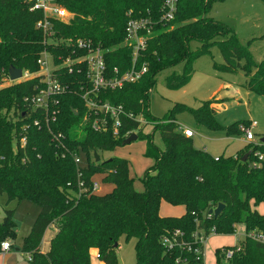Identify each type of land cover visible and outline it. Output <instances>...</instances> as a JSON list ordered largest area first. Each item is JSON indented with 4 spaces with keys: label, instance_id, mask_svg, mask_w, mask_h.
I'll use <instances>...</instances> for the list:
<instances>
[{
    "label": "trees",
    "instance_id": "16d2710c",
    "mask_svg": "<svg viewBox=\"0 0 264 264\" xmlns=\"http://www.w3.org/2000/svg\"><path fill=\"white\" fill-rule=\"evenodd\" d=\"M164 1L59 0L72 18L67 23L54 22V37L71 42L90 40L108 50L104 55L109 67L130 65L131 51L119 47L129 17L148 16L156 21L141 54V63L148 66L147 74L137 83L104 95L112 104L140 116L164 143V149H158L153 134H143L140 120L123 122L121 133L130 130L137 139L144 140V156L154 160L149 169L153 172L148 171L142 180L143 192L134 190L126 159L113 157L99 163L90 159L94 152L122 146L125 138L114 139L88 128L78 129L85 107L75 85L85 79L83 75L61 70L60 80L70 85L71 91L59 97L60 114L51 128L65 135L67 148L75 150L79 146L86 153L88 166L83 178L87 184L93 175L100 174L102 183L111 186L106 193L75 200L66 187L70 182L72 191L76 190L72 158L59 156L48 131L31 124L39 113L29 117V109L23 104L24 97L35 92L39 79L1 87L10 67L36 72V60L44 48L54 56L65 58L72 46L71 50L45 46L41 32L35 29L42 15L30 12L25 0H0V195L6 194L7 204L26 200L40 208L22 243L21 251L31 256L30 264H90L93 249L104 264H118L117 250L122 237L126 242L136 240L135 264H201L202 259L197 260L176 244L171 249L163 247V237L179 231L182 240L193 245L196 232L208 238L214 229V235L227 236L235 233L238 224L245 227L243 239L233 247L217 249L216 264H264V241L250 236L252 232L264 236V214L256 210L264 203V162L251 166L257 162L255 153L264 154V144L248 142L236 157L215 158L196 149L192 139L183 135L172 111L162 119L152 117L148 98L161 71L182 64L181 75L171 74L165 79L168 86L179 88L191 78L193 61L208 53L212 46H218L222 52L224 63L218 66L222 70L235 71L239 61L244 60L241 67L247 78L244 87L264 95V57L255 63L226 25L206 17L211 5L220 0H177L174 18L167 23L160 22ZM191 41L199 42L200 47L191 51ZM75 54L83 53L75 51ZM210 103L211 100L204 102L192 113L198 123L215 126L216 111L209 108ZM247 124L250 122H236L226 127L225 133L241 134V128ZM24 125H27L25 131L21 129ZM21 137L26 138L23 147L19 145ZM247 153L246 161L242 162ZM161 202L182 206L184 213L179 217H161ZM218 204L224 208L215 219L208 212ZM14 212L15 209L4 211L0 243L16 235ZM51 224L57 232L50 240L48 251L43 253L40 244ZM180 240L179 236L175 237L176 243ZM226 249L234 250L231 258H225Z\"/></svg>",
    "mask_w": 264,
    "mask_h": 264
},
{
    "label": "rangeland",
    "instance_id": "374dc122",
    "mask_svg": "<svg viewBox=\"0 0 264 264\" xmlns=\"http://www.w3.org/2000/svg\"><path fill=\"white\" fill-rule=\"evenodd\" d=\"M206 17L226 25L238 42L247 48L255 63H259L263 59L264 3L262 0L215 1ZM199 47V42L191 41L189 43L191 51H195ZM223 63L224 58L220 48L212 46L208 53L198 56L193 61L192 76L183 86L173 88L165 82L166 77L171 74H182L183 65L178 64L161 71L156 76V82L148 94L149 111L152 117L162 119L172 111L173 119L179 128L190 130L194 134L191 138L194 147L206 151L215 158L219 156L233 157L244 149L247 141H245L243 133L233 136H227L225 133L226 127L236 122H256V126H250L255 142L264 136V95H258L244 87L247 80L241 68L244 60L239 61V67L235 71L220 69L218 66ZM6 85L7 82H3L1 87ZM208 100H211L209 108L216 111L213 121L217 127L216 125L198 123L192 113V110L200 109L202 104ZM245 126L248 127V124ZM143 134H153L154 145L160 150L164 149V143L159 134L153 133V128L150 125L143 127ZM144 153L145 142L142 139H137L128 145L118 146L112 151L99 152L97 155L99 162L110 160L113 157L126 159L129 162V173L133 178L134 190L143 192L142 180L154 165V160L145 157ZM101 177L102 175L99 174V178ZM110 189L109 184L100 182L97 194L106 193ZM262 208L264 207L260 209ZM6 209H15L12 220L16 225V235L6 239L12 245L10 253L13 254L18 264H30L29 254L21 251L22 243L30 232L40 208L26 200L18 204L16 202L7 204V196L3 194L0 195V223ZM183 213L182 206H171L161 202L159 209L161 217H176ZM234 232L227 236L212 235L209 237L204 246V264H216L215 251L217 249L233 247L239 240H242L245 235L244 225H236ZM135 243L134 239L126 242L123 237L120 238L117 250L118 264L136 263ZM91 263L102 264L96 258L95 253L91 256Z\"/></svg>",
    "mask_w": 264,
    "mask_h": 264
},
{
    "label": "built area",
    "instance_id": "2783aa9c",
    "mask_svg": "<svg viewBox=\"0 0 264 264\" xmlns=\"http://www.w3.org/2000/svg\"><path fill=\"white\" fill-rule=\"evenodd\" d=\"M30 12H37L42 15V18L35 23V29L41 32L43 36V44L45 46L63 47L70 49L71 53L65 58L54 56L47 48L39 54L36 60L38 70L29 72L21 70L20 77L16 80H11L7 74V85L27 82L34 79H39V84L34 87V93L26 96L23 99V104L28 107V116L32 113H39L38 118L33 117L31 120L32 126L41 129L45 128L51 135V142L57 149L59 156L65 158L70 156L75 166L77 180L75 191H72V184L69 182L66 187L69 189L71 198L75 200L82 196H90L97 194L102 183L99 174H95L90 178V183H86L83 178V173L87 169V156L84 151L78 146L75 150H70L65 145V135L61 132H55L51 128L57 123L60 114L59 97L71 91L70 85L63 83L60 78L61 70L68 74H78L84 76V81H77L75 87L77 94L84 103L85 112L81 116L77 127L88 128L96 134H108L114 139L124 137L127 139L133 133L130 130H125L121 133L123 122L129 119H138L142 125H146L140 116L135 117L133 114L124 110L121 105H114L104 97L107 92L117 91L124 88L128 84H134L140 81L148 72V66L145 62L141 63V54L147 47L148 39L153 33V28L156 21L150 17H129L124 33L123 42L119 45L121 48H127L131 51L130 65L126 68L119 66L109 67L105 60V52L108 50L102 49L99 45H94L90 40L77 39L73 42L60 40L54 37V22L67 23L72 15L60 3L59 0H25ZM177 0H165L160 15V22H169L173 20L176 12ZM75 51H80L83 54H75ZM75 116L79 117L77 111ZM250 126H256V122H250L248 127L243 126L241 132L244 134L245 141L249 143L255 142L254 134L250 130ZM27 125L21 127L25 131ZM181 130V129H180ZM187 138H192L193 133L190 130H181ZM26 144V138L19 139V145L23 147ZM95 153V152H94ZM94 153L90 154V159L95 162ZM257 162H252L251 166L256 167L259 162H264V154L255 153ZM97 163V162H96ZM98 176V177H96ZM212 216V215H210ZM214 235V229L210 236ZM181 239L178 243L175 242V237ZM209 236V237H210ZM251 238L258 241H264V236L261 233L252 232ZM202 232H196L194 235L193 245L182 240L183 236L179 231L171 234L170 237H163L162 245L167 249L173 248L176 244L178 248L192 254L197 260L202 259L204 254V246L209 239ZM12 248L7 241L0 243V251L7 252ZM234 250L226 249L223 251L225 258H231ZM98 258V255H97ZM31 256H28V261Z\"/></svg>",
    "mask_w": 264,
    "mask_h": 264
},
{
    "label": "crops",
    "instance_id": "0c3cea01",
    "mask_svg": "<svg viewBox=\"0 0 264 264\" xmlns=\"http://www.w3.org/2000/svg\"><path fill=\"white\" fill-rule=\"evenodd\" d=\"M260 142V141H259ZM248 143V142H247ZM247 143H245V145L247 144ZM204 151V150H203ZM206 152V151H205ZM212 156V155H211ZM237 155H235V156H233V157H236ZM103 194V193H102ZM262 205H264V203H261V204H259L257 207H256V210L260 213V214H264V208H262V209H260L261 207H264V206H262ZM15 213V212H14ZM14 215V214H13ZM179 216H181V215H176V217H179ZM54 225H50L48 228H47V230L45 231V233H44V236H43V238H42V241H41V249H40V251L41 252H43V253H45V252H47L48 251V249H49V244H50V240L53 238V236L56 234V232H57V228H56V226H54ZM50 230V231H49ZM45 235H46V237H45ZM49 236V237H48ZM45 239H47V240H45ZM5 241H7V242H9L8 240H5ZM10 243V242H9ZM11 244V243H10ZM12 246V245H11ZM12 249V248H11ZM10 249V250H11ZM10 250L9 251H7V252H1L0 251V264H18L17 263V261H16V259H15V257L13 256V254H11L10 253ZM16 251H18V249H16ZM93 253H95L96 254V258H97V252H96V250L95 249H93V250H91V252H90V264H92L91 263V256H92V254ZM101 262V261H100ZM102 264H104L103 262H101Z\"/></svg>",
    "mask_w": 264,
    "mask_h": 264
},
{
    "label": "water",
    "instance_id": "95a60500",
    "mask_svg": "<svg viewBox=\"0 0 264 264\" xmlns=\"http://www.w3.org/2000/svg\"><path fill=\"white\" fill-rule=\"evenodd\" d=\"M8 74H9V77L11 80H16L20 77V74H21V70L18 69V68H15V67H10L9 70H8ZM74 115H76L75 112H73ZM137 135L136 134H132L131 136H129L127 139H125L123 142H122V145H128L130 144L131 142L137 140ZM261 143L264 144V137L260 138L259 140ZM249 153L245 154L241 161L242 162H245L247 157H248ZM94 159H95V162H99V156L97 155V153H94ZM224 208V205L223 204H218V206L214 209V210H209V215H212L215 219L219 216V214L221 213V211L223 210ZM117 244H114V247H116Z\"/></svg>",
    "mask_w": 264,
    "mask_h": 264
}]
</instances>
